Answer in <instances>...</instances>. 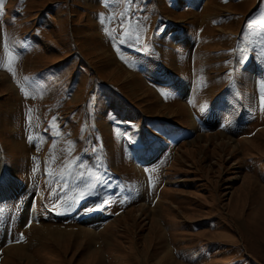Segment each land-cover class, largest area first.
Here are the masks:
<instances>
[{
    "label": "rangeland",
    "instance_id": "obj_1",
    "mask_svg": "<svg viewBox=\"0 0 264 264\" xmlns=\"http://www.w3.org/2000/svg\"><path fill=\"white\" fill-rule=\"evenodd\" d=\"M5 43L0 264H264V0H4Z\"/></svg>",
    "mask_w": 264,
    "mask_h": 264
},
{
    "label": "snow or ice",
    "instance_id": "obj_2",
    "mask_svg": "<svg viewBox=\"0 0 264 264\" xmlns=\"http://www.w3.org/2000/svg\"><path fill=\"white\" fill-rule=\"evenodd\" d=\"M4 0H0V6L3 5ZM128 3H131V0H128ZM102 15V14H101ZM125 18H122V20ZM140 30L139 29H130L128 32H125V36L123 39H121L119 41L120 44H124L127 43L129 41H131L132 43H136L139 40V35L138 32ZM113 39H115V37H113ZM5 52H6V56H7V61H0V66L4 67L7 69L8 72H10L14 77L16 75V71L13 67V62L14 60L17 58L15 56V54L13 52H11L9 50V46L7 43H5ZM241 60H243V56L240 58ZM25 80H28L27 77H25ZM18 83H20L18 81ZM21 90L25 91V95L27 96L28 93L25 90V85L21 84ZM261 93H262V100H264V83L261 84ZM165 95H167L165 93ZM53 127V129H55L56 125H55V118L53 120V124L51 125ZM47 131V129L45 130ZM54 135H58V133L54 132ZM97 161L99 162L100 157L97 156ZM76 165V161H70L67 163L66 169L63 173H61V175L58 177V179L60 181L63 182L64 187H68V181H75L78 184H82L83 187H79L76 186L74 187V196L73 198H71V204H75L79 199L92 195L96 189H97V177L94 175V173L89 170L87 173H85V171L83 170H78V171H73V168ZM48 174L51 175V169L48 170ZM151 180V177L149 178ZM127 199V197L125 198ZM102 203H108L107 200L102 201ZM61 206L63 207H70V204H62ZM25 239V237L23 236V234H20L19 240L23 241Z\"/></svg>",
    "mask_w": 264,
    "mask_h": 264
}]
</instances>
